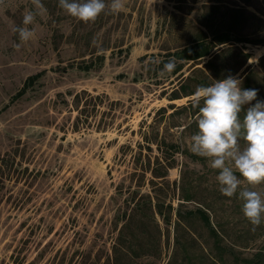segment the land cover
I'll return each mask as SVG.
<instances>
[{
    "label": "rangeland",
    "instance_id": "1",
    "mask_svg": "<svg viewBox=\"0 0 264 264\" xmlns=\"http://www.w3.org/2000/svg\"><path fill=\"white\" fill-rule=\"evenodd\" d=\"M211 1L126 0L124 11L85 23L67 15L58 0H42L47 14L38 18L37 37L19 47L15 29L23 26L32 2L0 3V264H114L130 193L138 192L137 200L153 191L182 215L204 210L221 251L231 250L240 259L264 253V223L253 226L242 213V201L221 194L218 170L204 158L199 163L176 155L164 182L149 173L132 177L140 167L156 168L155 159L169 151L163 145L160 152L154 145L151 153L139 149L138 144L146 146L142 133L193 154L188 138L198 131L192 115L197 107H189L191 96L170 98L174 91L181 97L182 84L186 91L198 87L209 58L184 64L177 73L163 68L167 55L196 37V19ZM225 3L255 16L244 33L264 39V0ZM234 47L250 55L234 77L249 74L257 100L264 101V46ZM98 56L104 57L100 65L79 70ZM228 58L222 59L221 76L232 71ZM38 73L41 77L12 100ZM75 101H92L87 125L81 124L82 115L77 128ZM256 102L245 105L241 115ZM132 229L140 256H124L122 249L117 264H219L214 239L197 218L177 229L173 214L168 225L155 216ZM232 258L225 253L222 263L234 264Z\"/></svg>",
    "mask_w": 264,
    "mask_h": 264
},
{
    "label": "clouds",
    "instance_id": "2",
    "mask_svg": "<svg viewBox=\"0 0 264 264\" xmlns=\"http://www.w3.org/2000/svg\"><path fill=\"white\" fill-rule=\"evenodd\" d=\"M31 2L33 7L23 15V26L15 29L20 41L17 47L36 39L38 18L47 14L42 0ZM58 2L67 15L85 23L95 22L105 12L118 14L126 9V0ZM176 63L174 58L169 59L163 70L174 71ZM242 83L229 75L195 89L190 99L199 110L198 131L188 138V147L191 153L204 158L209 168L218 170L216 180L221 194L238 197L244 217L259 226L264 223V101L257 100L256 89H244ZM254 100L255 105L241 115L244 106Z\"/></svg>",
    "mask_w": 264,
    "mask_h": 264
},
{
    "label": "trees",
    "instance_id": "3",
    "mask_svg": "<svg viewBox=\"0 0 264 264\" xmlns=\"http://www.w3.org/2000/svg\"><path fill=\"white\" fill-rule=\"evenodd\" d=\"M255 18V16L248 13L242 7L227 6L225 0H213L208 5L204 4L202 6L200 15L196 19L198 26L196 28V37L182 48L174 51L170 55H167L166 58H174L178 63L174 70L175 73L179 72L184 64L198 62L209 58L205 64L207 75L203 77L198 86H209L214 81L226 79L229 75L234 76L250 59V55L243 54L234 46H264V39H251L244 33L248 21ZM119 52L122 53L123 51ZM127 52V50L124 51L126 54ZM227 56H230L228 59H230V61L233 63L232 71L225 76H221L219 72L226 70V65H224V60L222 59ZM238 59H240L239 62H237ZM103 60L104 57L98 56L95 58V61H91L89 64L83 63L78 68L83 72H89L95 67L96 62L100 65ZM247 69H249V67L246 68V70ZM41 75L42 73H38L28 77L24 81L22 88L16 93L12 100L21 97L26 92V90L41 77ZM242 82V88L252 89L249 74L244 77ZM186 87V85H180L179 92L181 93V97L177 91H174L170 101H176L182 97L192 96L195 90L186 91ZM83 94L85 93L83 92ZM75 99L78 100L79 96L76 95ZM91 102L92 101H85V103L79 105V101H75V109L77 110L75 128H77L78 124L82 122V115L84 119L81 124L87 125V109ZM189 107L192 108L193 104L190 103ZM198 111V108H196L192 112V115H197ZM142 134L146 146L138 144L139 149L145 148L147 152L151 153L150 145H154L156 150L160 152V146L163 145L169 151L166 153V155H161L163 156L162 158L155 159L156 168L149 169V165L147 167H140V169H135L132 177L144 179L145 175L149 173L152 179L164 182L167 178L169 170L174 168V157L179 154L184 155L192 161L199 163L203 162V158L194 154H190L186 150H180L179 146L174 143H165L164 140L152 141L146 136V133ZM139 154H141V152H139ZM137 171L139 172L138 174L136 173ZM149 182L152 185H155L153 180H150ZM137 194L138 192L130 193L131 198L130 204L128 205L129 208L126 209L121 216V226L118 230L116 244L113 247V254L115 256L114 264H117L116 257L118 253L122 252V249L125 250L124 256H131L130 258H138L140 256L138 255L137 251H135L141 247L137 244L138 235H136L132 229L134 224H140L143 227V219H153V217L157 216L164 224L168 225L172 214L176 217L177 229L179 225L184 222V220H189L191 218H197L206 228H208L209 234L214 239L216 250H218V256L216 258H218L217 261L219 264L222 263L223 254L225 253H228V255L233 257L232 259L234 264H260V262H264V253H256L250 259H240L234 255L231 250L225 249L224 251H221V240L219 235L211 227L209 216L204 210H189L182 215L180 210L174 209L170 202L165 203L160 201L156 191H153V195H140L137 200H134V197L137 196ZM183 201L190 202L191 199L189 197H185ZM175 242L178 243L177 237ZM184 251L186 252V249H184Z\"/></svg>",
    "mask_w": 264,
    "mask_h": 264
},
{
    "label": "bare ground",
    "instance_id": "4",
    "mask_svg": "<svg viewBox=\"0 0 264 264\" xmlns=\"http://www.w3.org/2000/svg\"><path fill=\"white\" fill-rule=\"evenodd\" d=\"M263 52V51H262Z\"/></svg>",
    "mask_w": 264,
    "mask_h": 264
}]
</instances>
